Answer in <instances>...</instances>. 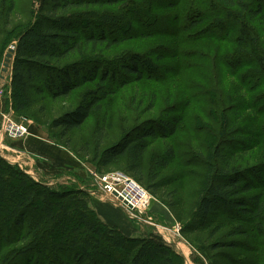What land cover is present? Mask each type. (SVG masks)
Returning <instances> with one entry per match:
<instances>
[{"label": "rangeland", "instance_id": "obj_1", "mask_svg": "<svg viewBox=\"0 0 264 264\" xmlns=\"http://www.w3.org/2000/svg\"><path fill=\"white\" fill-rule=\"evenodd\" d=\"M246 1L250 4L251 11L257 9L255 0ZM41 2L42 0H0V101L9 105L6 112L11 109L9 88L17 45L16 38L12 36L34 20ZM215 7L213 0H125L115 5L104 4L80 10L83 15H89L95 35H100V29H103L105 36H116L119 43L110 47L107 44L85 45L82 41L79 51L65 62H76L84 57L96 58L101 61L95 62L96 65L100 64L99 73L108 71L111 75L113 66L126 55L148 52L153 58L163 55L157 64L163 71L169 68L172 73L163 72L162 78L133 81L118 88L80 128L69 134L62 128H55L53 122L65 112L76 108L83 94L94 89L98 81L86 84L65 99L54 100L48 95H38V101L28 112L12 115V119L27 120L31 132L34 130L35 134L45 139V143L65 152L70 157V166L54 164L53 158L41 150L33 155L37 161H41L40 164L30 161V155H26V165L21 166L8 158V155L12 157L14 154L11 148L16 141L13 140H5V147L9 150H5L7 157L4 151L0 152L8 162L19 165L37 181L59 191L62 197L71 193L87 196L91 208L98 213L97 203L105 201L99 194L91 195L89 191L96 190L100 179L106 175L110 176L117 171L127 173L128 161L124 156L105 166L101 155L123 138H133L142 129L155 127L162 117L171 118L180 114L182 123L171 138L149 140L143 160V173L148 174L166 143L174 146L176 160L165 170L156 173L157 178L154 180L145 179V182H141L135 175L127 173L153 195L152 205L143 215L135 213V216H131L124 210L126 223L133 229L130 234L133 244H148L147 240L158 235L163 242L183 255L184 264H264V220H260L262 227L257 229L253 218L232 220L221 208L217 209L218 214L206 222L196 215V202L209 166L211 163L219 164L214 152L216 148L234 149L239 153L236 167H241L243 171L248 169L247 174L251 179L252 169L256 165L260 166L257 169H264V134H261L258 142H251L248 149L241 141L246 138L235 139L236 132L231 134L233 129L237 130L232 127L234 125L249 128L253 132L264 130V112L261 115L250 110V104L262 95L264 87L247 85L248 81H244V77L257 75V72L254 74L253 69H248L247 63L241 64L239 71L237 68L233 71L222 61L223 57L228 60L229 57H237V49L230 38L220 42L197 37L221 33L217 30L200 32L209 25L211 19L196 28L185 32L182 30L194 11H207V16H211L217 11ZM137 9L140 17L139 13L136 15L134 12ZM239 11L236 8L231 10L236 17H242L245 21H242L243 24L249 30H254L263 41L264 14L254 16L252 12H244L239 15ZM96 12L116 15L125 22L121 23L119 31H111L100 25L92 14ZM231 23V26H240L234 21ZM228 33L239 35L233 29H229ZM109 37L107 39L113 43ZM9 53L12 55L9 56ZM104 63H107V68ZM174 67L180 69V75L172 77L175 74ZM110 85L108 83L106 87ZM5 111L2 113L5 114ZM1 119L0 125L3 123V115ZM256 124L258 130L254 129ZM253 145L254 148L251 149ZM28 162L30 165H27ZM256 192L261 193L264 204V186ZM103 209L115 222H121L117 214L105 207ZM258 218H264V215ZM110 226L120 230L117 225ZM237 226L245 227L247 235L232 236ZM7 228L0 231V264H28L27 257L31 264H93L91 260L79 262L70 250L58 252L52 259L46 257L49 256V250L46 255L34 249L27 251L26 244L30 240L26 234L19 229L12 232V228ZM168 235L172 237L171 242L167 240ZM21 239L24 240L20 242ZM184 250L188 253L185 254ZM22 253L27 254L24 256ZM110 256L111 259L124 258V255L113 252H110ZM111 259L98 257L95 263L117 264Z\"/></svg>", "mask_w": 264, "mask_h": 264}, {"label": "trees", "instance_id": "obj_2", "mask_svg": "<svg viewBox=\"0 0 264 264\" xmlns=\"http://www.w3.org/2000/svg\"><path fill=\"white\" fill-rule=\"evenodd\" d=\"M120 1L125 0H42L34 20L12 36L17 40L9 88L10 108L14 113L28 112L38 101L36 98L38 95H48L54 100L65 99L86 84L98 81L94 89L83 94L76 108L65 112L53 122L55 128H62L66 134H69L80 128L93 112L98 111L101 103L113 95L118 88L133 81L162 78L163 72L172 73L169 68L163 71L161 66H158L157 62L163 58V55L153 58L148 52L126 55L113 66L111 75L108 71L99 73L100 64L96 65L95 62L101 61L96 58L84 57L72 63L64 61L79 51L82 41L85 45L107 44L110 47L119 43L117 41L119 38L116 36H105L103 29H100V35H95L89 15H83L80 10L104 4L115 5ZM247 3L246 0H213L216 13L207 16V11H194L191 16H187L188 22L184 23L182 30L185 32L196 28L207 19H211L209 25L200 32L217 30L221 33L215 32L197 37L220 42L230 38L237 49V57H229L232 63L227 57H223L222 61L233 71L236 68L239 71L240 65L247 63L248 69H253L254 74L257 72V75L244 77V81H248L247 85L264 87V40L261 41L254 30H249L243 24L245 21L242 17H236L231 12L236 8L240 9L239 15L244 12L249 14L252 12L254 16L264 14V0H255L258 6L254 11L250 10V4ZM134 12L136 15L139 13L138 17H140L139 9ZM92 14L100 25L111 31H119L122 27L121 23L125 22L116 15L97 12ZM233 21L240 26H235L236 24L231 26ZM229 29L237 30L239 35H229ZM107 37L114 42L110 43ZM239 56L242 58L239 59ZM105 67H108L107 63ZM174 71L172 77L180 75L178 67H174ZM108 83L111 85L106 87ZM250 110L263 115L264 92L252 101ZM162 118L155 127L142 129V132L133 138L125 137L105 151L101 155L102 164L108 166L126 156L127 173L135 175L141 182H145V179H156V173L165 170L176 160V151L171 143H166L148 174H144L143 160L149 140H168L176 133L183 120L180 114L171 118L169 116ZM232 127L237 128L231 131V134L236 132L235 139L246 138L241 141L247 149L252 145L251 142H258L261 134H264V130L258 132L257 124L254 129L258 131L254 132L246 127H236V125ZM253 148L254 145L251 149ZM214 152L219 164L211 163L209 166L201 194L196 202V215L206 222L218 214L217 209L221 208L232 220L253 218L256 228L261 229L260 220L264 218L258 217L264 215V204L261 193L256 191L264 186V169H257L256 167L260 166L256 165L255 169H252L251 179L247 174L248 169L243 171L241 167H236L239 153L234 149L219 147ZM81 194L71 193L64 198L59 191L37 181L19 165L8 162L0 155V231L10 227L12 232L16 229L24 232L30 240L26 244L27 251L34 249L42 255L50 251L51 253L49 252V256L46 257L52 259L58 252L70 250L79 262L91 260L93 264H97L95 261L98 257L111 259L110 252L124 255L122 260L118 257L111 259L117 264H184L183 255L163 242L158 235L154 236V239L147 240L148 244L135 246L130 234L105 223L97 211L91 208L87 196ZM237 234L247 235L245 227L237 226L232 236ZM22 240L24 239L20 242ZM134 246L136 248L132 249ZM22 254L25 256L27 253ZM27 261L31 264L29 257Z\"/></svg>", "mask_w": 264, "mask_h": 264}, {"label": "built area", "instance_id": "obj_3", "mask_svg": "<svg viewBox=\"0 0 264 264\" xmlns=\"http://www.w3.org/2000/svg\"><path fill=\"white\" fill-rule=\"evenodd\" d=\"M13 114L14 111L10 109L5 114L2 113L0 117L1 119L3 115V123L1 122L0 125V150L4 151L6 157L5 140H25L32 134L28 121L12 119ZM4 154L0 152L3 157ZM14 162L19 164L17 161ZM100 180L99 187L96 190L89 191L91 195L99 194L103 200L111 202L116 207L123 208L131 216H135V213L143 215L151 207L153 195L127 173L117 171L110 174V176H104ZM171 238L169 236L167 240L171 242Z\"/></svg>", "mask_w": 264, "mask_h": 264}, {"label": "crops", "instance_id": "obj_4", "mask_svg": "<svg viewBox=\"0 0 264 264\" xmlns=\"http://www.w3.org/2000/svg\"><path fill=\"white\" fill-rule=\"evenodd\" d=\"M7 106H9L7 103H3L2 101H0V117L2 111H5ZM31 133H32L31 136L28 137L27 139L16 141V143L14 144L15 146L11 148V150L14 151L13 156L9 157V155L7 154L10 160L13 159L19 162V164H21L22 166H24L26 165V162L24 161V157L26 155H30L31 158L30 161L36 163L37 160L33 157V155L37 153L39 150H41L43 153H47L49 156H51V159L53 158V162L55 161L54 164L57 163L62 166H64L65 164L69 166L71 165L70 157L65 152H62L59 149L49 145L48 143H45V139L35 134L34 130H32ZM37 162L39 164L41 163V161H37ZM27 165H30L29 162ZM55 169L57 170L56 167ZM105 203H97V210L100 216L104 218L108 224L117 225L123 232L127 234H132L133 229L128 225V223H126L127 221L125 220V218H127L126 212L123 209L113 206L108 201H105ZM102 207H105L110 212L112 211L113 214L115 215L117 214L121 222L118 221L115 222L113 219H111L110 217L112 216L108 215V212L104 211V209L102 210Z\"/></svg>", "mask_w": 264, "mask_h": 264}, {"label": "bare ground", "instance_id": "obj_5", "mask_svg": "<svg viewBox=\"0 0 264 264\" xmlns=\"http://www.w3.org/2000/svg\"><path fill=\"white\" fill-rule=\"evenodd\" d=\"M4 149L6 150V147H5ZM183 252H184L185 254L188 253V251H185V250H184Z\"/></svg>", "mask_w": 264, "mask_h": 264}, {"label": "water", "instance_id": "obj_6", "mask_svg": "<svg viewBox=\"0 0 264 264\" xmlns=\"http://www.w3.org/2000/svg\"><path fill=\"white\" fill-rule=\"evenodd\" d=\"M12 54L9 53V56H11ZM7 64V63H6Z\"/></svg>", "mask_w": 264, "mask_h": 264}]
</instances>
